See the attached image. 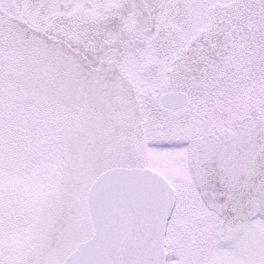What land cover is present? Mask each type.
<instances>
[{
    "label": "snow or ice",
    "instance_id": "obj_1",
    "mask_svg": "<svg viewBox=\"0 0 264 264\" xmlns=\"http://www.w3.org/2000/svg\"><path fill=\"white\" fill-rule=\"evenodd\" d=\"M0 264H264V0H0Z\"/></svg>",
    "mask_w": 264,
    "mask_h": 264
}]
</instances>
